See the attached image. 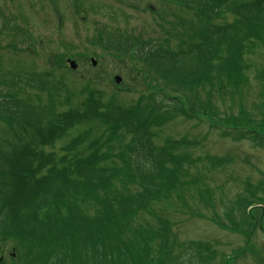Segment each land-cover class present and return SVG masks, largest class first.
Masks as SVG:
<instances>
[{
	"label": "trees",
	"instance_id": "trees-1",
	"mask_svg": "<svg viewBox=\"0 0 264 264\" xmlns=\"http://www.w3.org/2000/svg\"><path fill=\"white\" fill-rule=\"evenodd\" d=\"M152 10L154 17L159 16L158 30H152L158 37L144 38L141 32L134 35L107 24L94 36L109 53L134 57L142 72L152 77L150 81L159 80L177 90L172 96L159 93V108L143 101L141 109L108 104L101 90L91 91L78 107L72 106L73 97L65 96L68 89L61 76L49 72L59 68L56 53L48 56L47 71L25 72L17 67V72L0 73V120L4 123L0 130V236L4 240L10 238L31 249L71 245L76 256L60 258L56 264H76L77 260L152 264L157 259L149 257V242L154 241L149 240L151 234L144 235L139 216H150L156 203L176 207L186 197L187 186L200 189L197 185L204 181L190 173L196 163H202V172L211 176L224 171L231 161L228 156L193 160L186 150L196 143L186 138L157 141V131L174 121L176 114L187 112L186 108L194 115L216 119L218 108L192 105L187 97L191 91L207 93L211 100L230 101V113L236 115L227 112L229 128L224 137L264 146V70L256 77L259 104L253 103L249 110L244 98L251 67L246 58L264 49V0H159ZM139 76L135 73L131 85L124 83L126 91L138 85ZM26 90L34 92V99L25 97ZM92 125L113 132L112 136L95 133ZM115 136L118 140H110ZM260 190L246 193L244 189L245 194L238 196L240 217L248 219L247 209L264 202V187ZM90 203L92 212L86 208ZM165 219L159 215L152 220L161 226L159 260L176 264L182 253L175 254L180 247ZM129 235L138 242L136 248L129 242L124 247L111 242L112 238L122 242ZM183 248L193 249L200 264H209L213 258L204 255L206 248L199 244L190 242Z\"/></svg>",
	"mask_w": 264,
	"mask_h": 264
},
{
	"label": "rangeland",
	"instance_id": "rangeland-1",
	"mask_svg": "<svg viewBox=\"0 0 264 264\" xmlns=\"http://www.w3.org/2000/svg\"><path fill=\"white\" fill-rule=\"evenodd\" d=\"M149 3L159 6V0H0V73H5L8 69L17 72L18 68L25 72L47 71L51 66L48 56L56 51L58 55L65 56L61 65L67 69L55 67L56 70L49 72L61 76V81L68 89L65 96L73 97L72 106L78 107L91 91L101 90L105 93L108 104L141 109L139 102L143 101L149 104L151 102L152 108H159V93L172 96L177 94V90L165 86L159 80L150 81L152 77L142 72V66L134 57L109 53L94 36L98 27L107 24L129 30L134 35L141 32L144 38L158 37L159 34L153 35L152 30H158L159 16L151 14ZM11 42L16 44L14 48H10ZM91 59L97 66L90 65ZM246 59L251 67L247 71L250 85L244 98L251 110L253 103L259 104L260 89L256 77L259 71L264 70V49H257ZM70 60L76 61V71H71ZM129 69L135 70L140 76L136 77L135 83L138 85H133L130 91H126L124 83L125 86L131 85L130 81L135 80V73H130ZM128 71L129 74L125 75ZM116 76L122 78L118 84L111 82ZM140 78L142 79L139 80ZM207 92L210 93L208 90ZM188 95L191 104L199 109L206 104L218 108L216 119L194 115L186 108L187 112L176 114L174 121L167 122L157 131V141L186 138L187 141L196 143L193 149L186 150V153L190 151L193 160L228 156L231 161L224 171H214L211 176L202 172V163H196L197 166L192 167L190 173H197L205 182L197 185L200 189L196 190L195 185L187 186L186 197H181L176 207L174 204L166 207L156 203L150 216H139L138 223L143 226L144 235L151 234L149 240L154 241L149 242V257L157 259L152 264H160L158 234L161 226L152 221L155 217L159 219V215L164 219L169 218L165 221L177 237L180 250L178 252L176 248L175 254H182L176 259V264H200L193 249L183 248L190 242L205 247L204 255H213L209 264H264V202L247 209L248 219L240 217V205L237 204L241 201L238 196L245 194L244 189L246 193L251 189L262 192L264 146L254 147L246 140L236 141V138L224 137V131L229 128L225 121L227 112L229 116L236 115L230 113V101L223 103L211 100L210 95L201 91H191ZM34 96V92L26 90L25 97L34 99ZM41 100L43 101L42 98ZM165 110L166 107L161 114ZM2 127L4 123L0 120V130ZM92 127L99 135L112 136L111 131L100 130L96 125ZM118 138L119 136H115L110 140ZM60 147L61 145L56 146L57 154H60ZM262 197L264 200V196ZM86 208L90 212L94 211L91 203ZM111 242L118 243L120 247L127 246L128 242L132 248L138 246L133 235L122 242L119 238H112ZM32 247L31 249L10 238L4 240L0 236V264H56L60 258L76 256L74 248L66 243L49 248ZM237 250L240 252L239 256H236ZM229 259L232 261L228 262ZM163 263L170 264L164 260ZM76 264L86 263L77 260ZM135 264L145 263L137 261Z\"/></svg>",
	"mask_w": 264,
	"mask_h": 264
},
{
	"label": "water",
	"instance_id": "water-1",
	"mask_svg": "<svg viewBox=\"0 0 264 264\" xmlns=\"http://www.w3.org/2000/svg\"><path fill=\"white\" fill-rule=\"evenodd\" d=\"M71 66H73V64L71 63Z\"/></svg>",
	"mask_w": 264,
	"mask_h": 264
}]
</instances>
